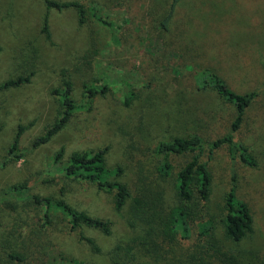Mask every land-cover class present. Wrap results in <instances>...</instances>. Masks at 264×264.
I'll use <instances>...</instances> for the list:
<instances>
[{
  "label": "rangeland",
  "instance_id": "374dc122",
  "mask_svg": "<svg viewBox=\"0 0 264 264\" xmlns=\"http://www.w3.org/2000/svg\"><path fill=\"white\" fill-rule=\"evenodd\" d=\"M51 1L80 2L85 21L77 8L56 10L45 0H0V86L26 79L0 89V264H19L5 257L10 250L26 256L21 264H113L110 255L132 248L147 226L133 221L129 205L115 211L112 194L67 176L70 155L108 147L106 167H120L122 181L141 189L159 174L150 148L195 134L206 142L232 134L254 159L249 167L222 151L210 163L213 212L235 185L253 219V232L238 244L221 225L215 236L237 263L264 264V0H178L167 29L161 22L171 0ZM209 72L233 93H257L235 132V106L201 82ZM66 82L72 117L34 146L60 118ZM17 135L16 157L9 156ZM166 180L156 183L170 197L173 178ZM20 185L23 194H10ZM34 196L106 220L110 234L84 226L70 232L59 210L46 211Z\"/></svg>",
  "mask_w": 264,
  "mask_h": 264
},
{
  "label": "trees",
  "instance_id": "16d2710c",
  "mask_svg": "<svg viewBox=\"0 0 264 264\" xmlns=\"http://www.w3.org/2000/svg\"><path fill=\"white\" fill-rule=\"evenodd\" d=\"M177 2L178 0L170 1L167 14L161 22L162 28L167 29L166 23L172 17ZM45 3L48 8L56 10L77 8L80 23L85 21L83 6L78 1L58 3L45 0ZM93 17L102 25L111 27V24L103 20L99 14L95 13ZM25 81L26 79L22 77L9 80L1 85L0 89L17 87ZM201 82L204 86L213 87L218 95L235 106L237 115L231 123V130L232 132L238 130L246 108L253 102L257 93L250 92L244 95L233 93L213 72L202 77ZM71 90V84L66 82L61 93L63 107L61 116L42 137L34 140V146L47 143L72 117L75 105L71 98ZM89 94L93 95L94 92L90 90ZM18 136L9 150V156L16 157L14 152L17 150ZM107 150L108 147L97 152H73L64 172L75 180L92 184L98 190L112 194L115 211L121 212L129 205L133 221L139 219L146 224V229L141 230L132 240L131 243L134 244L132 248L118 247L110 255L113 264H240L234 255L227 256V253L217 245L215 231L221 225L225 238L233 244H238L248 237L253 232V219L249 207L238 199L235 185H231L224 194L217 213L213 212L212 204L213 176L210 163L216 159L217 154L225 151L232 162L239 161L245 166H256L246 148L237 143L232 134L211 142H206L198 134L156 142L150 148V153L160 172L157 170L159 174L152 175L151 181L141 189L135 186L133 189L122 181L123 171L120 167L114 169L106 167ZM60 156L61 153L57 155ZM175 158L182 160L181 165H174ZM167 177L173 178L170 197L166 190H159L156 183L158 179L167 181ZM24 190L25 187L20 185L14 186L9 192L12 195H21ZM33 201L36 204L44 203L46 211L51 208L58 209L67 219L70 232H79V228L84 226L105 235L110 234L108 221L87 215L83 211H76L63 201H51L36 196L33 197ZM176 229L180 230L181 239H178L174 231ZM82 240H85L93 250L99 251L93 239ZM5 257L19 264L26 260L25 255L11 250ZM33 264L37 263L34 261Z\"/></svg>",
  "mask_w": 264,
  "mask_h": 264
}]
</instances>
